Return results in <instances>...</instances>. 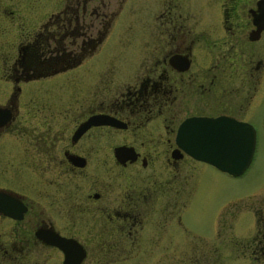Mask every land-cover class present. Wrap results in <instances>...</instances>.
<instances>
[{"label":"flooded vegetation","instance_id":"af4514ba","mask_svg":"<svg viewBox=\"0 0 264 264\" xmlns=\"http://www.w3.org/2000/svg\"><path fill=\"white\" fill-rule=\"evenodd\" d=\"M114 5L54 0L39 22L36 0H0V264H63L46 235L81 246L79 264H264V206L197 211L222 170L177 138L186 119L194 135L233 118L252 126L254 159L264 0H159L137 60L82 66L113 30ZM244 209L248 241L229 231Z\"/></svg>","mask_w":264,"mask_h":264},{"label":"rangeland","instance_id":"374dc122","mask_svg":"<svg viewBox=\"0 0 264 264\" xmlns=\"http://www.w3.org/2000/svg\"><path fill=\"white\" fill-rule=\"evenodd\" d=\"M53 1L36 0L35 14L39 22L42 19L41 15ZM112 2L115 3L117 16L113 30L109 32L99 48L83 60L82 66L111 65L123 67L126 62L137 60L138 57L135 58L137 50L133 49L135 47L132 46L144 45V42L139 37L145 34L147 27L148 29H154L155 22L153 20L160 10L159 0H125L122 12H119V0H112ZM130 23L131 32L126 30L127 24ZM140 23H144L146 27L143 25L141 31L138 32ZM150 23H153V25H150ZM80 71L76 70L77 73H80ZM234 199L236 200L232 201ZM197 204H201L198 205L199 208H196L200 212L218 210L220 205L224 209L228 205L237 204L251 211L256 209L251 208L253 206H264V132L261 133V142L256 150L254 159L243 173L231 175L215 168L211 169L210 185L201 192L197 199ZM258 209L264 210V208ZM249 210L244 209L242 211L239 223L240 228H236V226L233 229H229L232 234L238 235L243 241H248L254 235H257L255 233L256 228L253 229L254 218ZM228 217L226 216L225 219L227 220ZM90 260H92L91 257L86 260L85 264H91Z\"/></svg>","mask_w":264,"mask_h":264},{"label":"water","instance_id":"95a60500","mask_svg":"<svg viewBox=\"0 0 264 264\" xmlns=\"http://www.w3.org/2000/svg\"><path fill=\"white\" fill-rule=\"evenodd\" d=\"M99 118H90L85 125L99 122ZM192 121L194 119H186L178 132L179 144L185 152L232 175H239L247 168L255 148V133L250 124L227 117L207 118L203 124L205 130L194 136L184 131ZM45 237L63 249V264H79L84 251L81 246L76 247L75 241L58 236Z\"/></svg>","mask_w":264,"mask_h":264}]
</instances>
